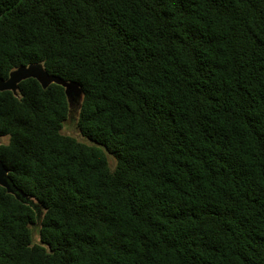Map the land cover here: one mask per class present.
<instances>
[{
  "label": "trees",
  "instance_id": "trees-1",
  "mask_svg": "<svg viewBox=\"0 0 264 264\" xmlns=\"http://www.w3.org/2000/svg\"><path fill=\"white\" fill-rule=\"evenodd\" d=\"M29 64L91 145L62 86L0 92V264H264V0H0Z\"/></svg>",
  "mask_w": 264,
  "mask_h": 264
},
{
  "label": "water",
  "instance_id": "water-1",
  "mask_svg": "<svg viewBox=\"0 0 264 264\" xmlns=\"http://www.w3.org/2000/svg\"><path fill=\"white\" fill-rule=\"evenodd\" d=\"M35 79L40 86L45 89L51 84H57L64 88L67 102L69 104V98L72 95H78L82 100V91L77 84L64 81L53 75H49L42 64H29L26 66H20L14 69L8 75L6 80L0 79V92L11 91L16 92L18 84L26 79ZM0 186L5 188L7 193L15 194L14 190L10 188L8 183V170L4 168L0 161ZM17 199L18 195H14Z\"/></svg>",
  "mask_w": 264,
  "mask_h": 264
},
{
  "label": "rangeland",
  "instance_id": "rangeland-1",
  "mask_svg": "<svg viewBox=\"0 0 264 264\" xmlns=\"http://www.w3.org/2000/svg\"><path fill=\"white\" fill-rule=\"evenodd\" d=\"M81 98L78 97V95H72L71 98H69V104H68V115L66 121L62 125V134L73 137L78 142L91 145L89 141L84 139L78 128H77V121H78V114L80 110L81 105ZM6 139L2 138L0 139V143H5ZM108 164L111 170L115 167L114 160L108 155L107 156ZM40 214L37 213L36 222L34 225H31L30 230L32 234V241L33 243L37 244L39 243V236H38V230L40 226Z\"/></svg>",
  "mask_w": 264,
  "mask_h": 264
}]
</instances>
